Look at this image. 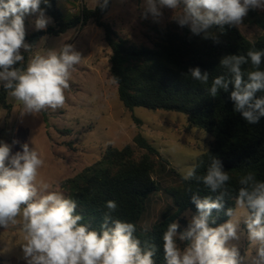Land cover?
I'll return each mask as SVG.
<instances>
[{"label":"clouds","instance_id":"1","mask_svg":"<svg viewBox=\"0 0 264 264\" xmlns=\"http://www.w3.org/2000/svg\"><path fill=\"white\" fill-rule=\"evenodd\" d=\"M42 2L50 6L49 0H0V85L22 104V115L63 107L69 79L82 59L71 44L40 55L26 42V16H36L37 30L51 23V17L40 7ZM108 4L109 0H97L102 10ZM143 8V18L151 15L155 22L163 18V9H171L172 20L180 27L215 39L209 32L212 26H240L250 10H264V0H143ZM22 50L29 53L27 64L15 67L24 64ZM262 62L264 50L254 47L245 54L226 55L220 59L224 74L213 77L207 87L215 98L220 90L228 92L232 85L234 111L248 124L264 117V95L257 96L264 93ZM249 64L246 70L244 66ZM188 75L209 85L210 74L199 67L189 68ZM21 148L13 153L12 145L0 141V227L20 226L27 264H157V245L149 240L142 242L135 235L134 223L112 217L117 209L115 201L106 202L107 211L99 228L83 222L85 218L76 212L75 199L38 181L44 163L39 153L27 143ZM198 166L183 170V180L202 183L215 196H191L196 212L183 231H179L177 221L167 225L162 233L164 264H245L249 258L251 264H264V180H258L252 171L241 175L235 208H227L229 219L217 225L213 210L224 209L231 193V177L214 156L203 175H197ZM238 209L245 210L243 223L250 246L256 250L254 257L251 251L241 256L234 243L241 234Z\"/></svg>","mask_w":264,"mask_h":264},{"label":"trees","instance_id":"2","mask_svg":"<svg viewBox=\"0 0 264 264\" xmlns=\"http://www.w3.org/2000/svg\"><path fill=\"white\" fill-rule=\"evenodd\" d=\"M59 2L49 0L50 6L43 2L40 5L46 16L56 23V28L50 27L47 32L41 31L31 36L26 33V40L32 41L44 34L59 36L77 27L84 29L90 22L103 29L106 43L112 51L111 75L118 85L119 98L128 110L144 108L182 113L192 124L214 137L211 148L198 158L196 171L197 175H203L213 156L222 162L224 170L231 177V193L224 209L213 210V215L217 218V225L229 219L225 213L227 208H235L239 177L252 171L258 180H264V117L258 123L248 124L240 113L234 111L230 99L232 85H229L228 92L220 90L215 98L209 95L207 87L213 77L224 74L220 67L222 57L245 54L253 47L264 50V12L250 10L247 14V24L263 31L255 42L249 41L235 26L224 25L223 29L212 26L209 32L215 39H205L203 34L194 35L185 26L183 33L171 29L160 30L154 47L148 48L120 38L113 27L104 21L113 0H109L107 8L103 10L99 5L95 9L83 6L78 15L70 16L68 20L63 19ZM23 55L24 64L15 67L26 66L28 57L25 53ZM194 67L210 74L209 85H202L188 75L189 68ZM244 68L250 69V64ZM261 68L264 69V62ZM7 94L2 87L0 105L11 112ZM260 95L264 93L258 92L257 96ZM133 142L147 154L136 159L135 150L130 145L123 149L109 146L101 160L77 176L63 181L61 188L67 197L77 201L76 212L85 218L83 222H91L95 228L102 223L107 211L106 202L115 201L117 209L111 213L112 217L134 223L135 235L142 242L149 240L155 243L158 247L155 260L157 264H164L162 233L167 225L177 221L179 231H183L188 224L184 215L187 212L194 215L196 212L191 196L198 194L203 198L208 195L214 197L215 194L210 193L202 183L185 181L179 176L180 185L169 191L174 210L166 213L151 231L141 232L139 222L147 202L153 193L159 191L152 176L155 170L152 156H161L143 136H136Z\"/></svg>","mask_w":264,"mask_h":264},{"label":"rangeland","instance_id":"3","mask_svg":"<svg viewBox=\"0 0 264 264\" xmlns=\"http://www.w3.org/2000/svg\"><path fill=\"white\" fill-rule=\"evenodd\" d=\"M83 6L95 9L97 0H60L58 5L64 20L78 15ZM162 11L163 18L155 22L151 15L143 18V0H113L104 21L129 43L153 48L160 30L183 33L185 28L172 20L174 13L171 9ZM35 19V15L25 17L29 36L47 32L50 27L56 28L51 19L46 29L37 30ZM235 27L251 42L263 35L261 29L247 24V16L240 26ZM26 42L40 55L49 49L59 50L64 44H71L81 53L82 59L69 79L70 87L65 90L63 107L48 108L37 115H22V104L8 93L7 103L12 110L8 112L0 105V141L12 145L13 153L22 151L24 143L33 147L44 161L38 181L49 184V190L61 191L67 197L61 188L62 182L101 160L109 146L123 149L130 145L135 150L136 159L147 154L133 142L136 136H143L161 156H152L155 162L152 176L159 191L150 196L139 222L141 232L151 231L166 213L174 210L169 191L180 185L182 171L197 164L198 158L211 148L214 137L192 124L182 113L144 108L128 110L119 98L118 85L111 75L112 51L106 43L104 30L92 22L84 29L77 27L59 36L44 34ZM23 53L29 58V53L22 50ZM1 88L2 85L0 91ZM14 140L18 143L13 144ZM244 212V209L237 210L241 218V234L239 241L234 243L241 256H247L251 251L254 257L256 250L251 248L247 239ZM191 216L192 213L187 212L184 218L189 222ZM22 243L23 233L19 225L7 229L0 227V264H27ZM245 264H251L250 258Z\"/></svg>","mask_w":264,"mask_h":264},{"label":"crops","instance_id":"4","mask_svg":"<svg viewBox=\"0 0 264 264\" xmlns=\"http://www.w3.org/2000/svg\"><path fill=\"white\" fill-rule=\"evenodd\" d=\"M259 12H264V10H259V9H257Z\"/></svg>","mask_w":264,"mask_h":264}]
</instances>
